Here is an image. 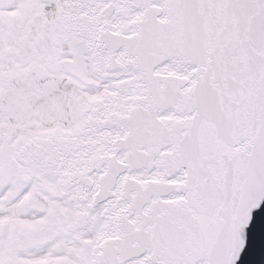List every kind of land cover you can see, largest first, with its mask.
<instances>
[{
	"label": "snow or ice",
	"instance_id": "obj_1",
	"mask_svg": "<svg viewBox=\"0 0 264 264\" xmlns=\"http://www.w3.org/2000/svg\"><path fill=\"white\" fill-rule=\"evenodd\" d=\"M0 264H264V0H0Z\"/></svg>",
	"mask_w": 264,
	"mask_h": 264
}]
</instances>
